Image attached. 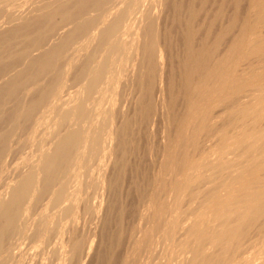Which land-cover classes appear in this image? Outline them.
<instances>
[{
  "label": "bare ground",
  "instance_id": "6f19581e",
  "mask_svg": "<svg viewBox=\"0 0 264 264\" xmlns=\"http://www.w3.org/2000/svg\"><path fill=\"white\" fill-rule=\"evenodd\" d=\"M206 1L190 8L184 24L183 105L169 108L173 136L162 134L161 163L170 172L159 171L162 179L149 187L137 184L139 223L119 264H264V0H248L242 17L241 0H233L234 12L220 23L218 4L197 24ZM22 2L6 17L0 2V121L6 113L9 123L0 129V167L13 149L8 138L32 140L49 119L55 132L35 159L17 162L15 179L0 176V264H86L131 148L134 116L124 104L134 102L139 126H155L169 112L159 20L172 1ZM17 42L22 48L14 49ZM144 216L152 227L142 226ZM82 217L91 222L87 232ZM121 238L118 231L116 246Z\"/></svg>",
  "mask_w": 264,
  "mask_h": 264
},
{
  "label": "rangeland",
  "instance_id": "374dc122",
  "mask_svg": "<svg viewBox=\"0 0 264 264\" xmlns=\"http://www.w3.org/2000/svg\"><path fill=\"white\" fill-rule=\"evenodd\" d=\"M3 1L4 5L3 9H2V14L3 17L5 16V9L6 8H11L13 7V9H22L25 6V2H22V0H15L12 4H10V1L5 2ZM0 1V2H1ZM47 1H51V0H47ZM172 2L167 4V7L164 6L162 8V13L160 15V20H159V27L161 30V41H165V43L167 42V44H163L165 45L166 49L169 51H167L168 54V59H167V64H169L168 66L166 65V71L165 74L167 73L166 77V98L167 100V104L168 106V110L169 112H166L165 109V116L164 118H166L165 120L162 121V119L159 120V124H155V126H153L151 123H141L139 126V121H140V117L138 114H135V105L134 102L132 101V103H129L130 106H128L127 104H124V109L123 111H127L129 108V111H131V115H132V121H133V116H134V122L133 125L130 129V138H131V144H129V150H128V154L127 157L125 158V162H124V169L122 170H118L117 176L119 177V187L118 190H116L115 192H111L110 195L108 196L109 199L107 198L104 204V209H103V216H102V220L99 221V224L97 225L96 231L98 234V238L96 237V240L101 239L100 241H97V246L96 250H95V254L91 256V258L87 261L86 264H119L120 260L123 258V256L125 255V253L129 250L130 244H129V239L131 234L129 235V233H131V230L133 227H137L138 226V220H139V215L141 213V208H142V204L139 201V186L140 189L141 187H143V185H148L147 187H149L150 183L152 181V179L154 178H161L162 179V174L159 173V171H164L163 173L167 174L170 172V169H168V171L162 166L161 163V156H162V147H163V142L162 140L164 139L162 136L163 133H165L164 135H168V133L173 136V124L170 123V118L168 117V113L171 112L170 109H172L173 111H179L178 108H181L183 105L182 102V98L180 97V76H178L180 74V70H181V60H182V56H183V46H184V24L186 22L188 12L190 10V8L192 7H200L202 2L206 1V0H171ZM200 1V2H199ZM212 1V2H211ZM216 1V2H215ZM221 1V2H220ZM228 3H227V2ZM180 2V3H179ZM174 3V4H173ZM190 3V4H189ZM196 6H195V4ZM223 5V9H224V13L225 15L218 20V22L220 23L221 20L222 21H227V19L232 15V13L234 12V6H233V0H207L206 1V10L200 12L201 14L198 16L197 18V24L202 23L204 20H210L209 16L212 17L213 12L215 11L216 8H218V4L219 5ZM1 3V5H3ZM192 4V5H191ZM229 4V6H228ZM216 5V7H215ZM226 5V6H224ZM177 10H176V8ZM190 6V7H189ZM208 6V7H207ZM248 6V0H241V7H240V14L241 17L245 15L246 13V9ZM210 7V8H209ZM226 9H225V8ZM230 7V8H229ZM171 8V9H170ZM184 8V9H183ZM189 8V9H188ZM228 8V9H227ZM164 9V10H163ZM214 9V10H212ZM231 9V10H229ZM174 10V11H173ZM176 10V11H175ZM209 10V11H208ZM167 11V12H166ZM180 11V12H179ZM227 11V12H226ZM233 11V12H232ZM166 12V13H165ZM169 12V13H168ZM177 12V13H176ZM205 12V14H204ZM211 12V13H209ZM164 13V14H163ZM209 13V14H208ZM166 14V15H165ZM170 15V16H169ZM186 18H185V17ZM184 17V18H183ZM163 18V20H162ZM180 18V19H178ZM226 20H225V19ZM203 19V20H202ZM181 20V21H180ZM202 20V21H201ZM199 21V23H198ZM216 25L217 27L219 26ZM165 24V25H164ZM176 24V25H174ZM167 25V26H166ZM165 26V27H164ZM169 26V28H168ZM181 27V28H180ZM176 28V29H175ZM168 29V30H167ZM178 29V30H177ZM172 30V31H171ZM170 31V32H169ZM213 32V33H212ZM211 32V37H215L214 32L216 33V30L214 29V31ZM167 33V34H165ZM181 34V35H180ZM23 34L21 33L20 37H18V40H20L21 42L24 40V37H22ZM231 37V36H230ZM228 36V39L230 38ZM171 38V39H170ZM173 38V39H172ZM170 40V41H169ZM172 40V41H171ZM176 40V41H175ZM180 40V41H179ZM183 40V41H182ZM163 43V42H162ZM173 43V44H172ZM183 44V45H182ZM180 46V47H179ZM169 47V48H168ZM22 48V45L20 43L17 42V44L14 46V49H19ZM181 48V49H180ZM179 49V50H178ZM38 53V51H36ZM181 52V53H180ZM36 53V54H37ZM181 58V59H180ZM171 60V61H170ZM173 61V62H172ZM175 61V62H174ZM177 61V62H176ZM174 63V64H173ZM174 66V67H173ZM173 67V68H172ZM180 67V68H179ZM169 68H171L169 70ZM8 69L10 70L9 67H6L5 71H8ZM174 69V70H173ZM169 70V71H168ZM138 72V70H136ZM143 71V70H141ZM139 70V74L143 75ZM132 72V71H131ZM169 72V73H168ZM173 72V73H172ZM171 74V75H170ZM170 75V76H169ZM173 75V76H172ZM169 76V77H168ZM175 76V77H174ZM179 77V78H178ZM173 79V80H172ZM171 81V82H170ZM174 81V82H173ZM175 85H174V84ZM169 85V86H168ZM172 86V87H171ZM178 86V87H177ZM169 87V88H168ZM176 87V89H175ZM175 90V92H174ZM119 91V90H118ZM121 91V90H120ZM173 92V93H172ZM179 97H178V96ZM175 97V99H174ZM178 97V98H177ZM173 102L174 103H170ZM155 103L157 104V102L155 101ZM154 103V107H156V110H153V115L154 117L157 116V113L160 112V107L159 105L157 106ZM173 106V108H171V106ZM1 107V106H0ZM5 108V106H4ZM170 108V109H169ZM156 113V114H155ZM167 113V114H166ZM6 114V113H5ZM5 114L2 115V121H0V129H2V127L4 126V128L7 127V125H9V123H7L6 125V118L8 116V114L5 116ZM5 116V117H4ZM138 117V118H137ZM136 118V119H135ZM153 118V117H152ZM158 118V117H157ZM139 119V120H137ZM168 119V120H167ZM50 120V119H49ZM47 120V124L46 121H43L39 127V131H37V137L35 136V138L33 137L32 140L31 138H29L28 134L23 135L21 138L19 137H11L8 138L10 141H12V145H13V149L10 148L6 155L4 156L5 159H3V164L0 167V176H4L8 177L9 180L15 179L17 175V173H19L20 169L18 165V163L21 162V159L24 158H28L27 161L36 158L37 154L39 152L40 149H42L45 144V138H47V136L52 133L55 132V128H54V123L53 121H49ZM50 123V124H49ZM52 123V124H51ZM138 123V124H137ZM163 123V124H162ZM135 124V125H134ZM149 124V125H148ZM3 125V126H2ZM52 125V127H51ZM164 125V126H163ZM47 126V127H46ZM49 126V127H48ZM136 126V127H135ZM142 126V127H141ZM145 126V127H144ZM166 127V128H163ZM171 127V129H169ZM151 128V129H150ZM159 128V129H158ZM45 130V131H44ZM51 130V131H50ZM44 132V134L41 133ZM53 131V132H52ZM165 131V132H163ZM52 132V133H51ZM151 132V133H150ZM132 133V134H131ZM42 134V135H39ZM145 134V135H144ZM46 135V136H45ZM42 136V137H41ZM137 136V137H136ZM28 139H27V138ZM39 138V139H38ZM147 138V139H146ZM16 141H15V140ZM34 139V140H33ZM144 139V140H143ZM44 140V141H43ZM35 141V142H34ZM138 141V142H136ZM42 142V143H41ZM158 142V143H157ZM23 144V145H21ZM41 144V145H40ZM11 145V147H12ZM18 145V147H17ZM33 148H32V146ZM137 145V146H136ZM25 146V147H24ZM35 146V147H34ZM42 146V147H41ZM148 147V148H147ZM16 148V150L14 151V149ZM48 148V146H45L43 149ZM142 148V149H141ZM134 149V151H133ZM149 150V151H148ZM153 150V151H152ZM13 151V152H11ZM18 151V152H17ZM21 151V152H20ZM28 151V152H27ZM17 152V154H16ZM32 152V153H30ZM130 152V153H129ZM161 152V153H160ZM11 155H10V154ZM134 153V154H133ZM140 153V154H139ZM142 153V154H141ZM151 153V154H150ZM14 154V155H13ZM20 158H19V156ZM27 155V156H26ZM36 155V156H35ZM10 156V157H9ZM34 156V157H33ZM152 156V157H151ZM30 157V158H29ZM158 157V159H157ZM12 158V159H10ZM128 158V159H127ZM8 160V161H7ZM12 160V161H11ZM16 160V161H15ZM20 160V161H19ZM127 161V163H126ZM130 161V162H129ZM18 162V163H17ZM7 164V165H6ZM17 164V165H16ZM126 165V166H125ZM129 165V166H128ZM161 165V166H159ZM16 168H15V167ZM138 166V167H137ZM154 166V167H153ZM18 167V168H17ZM127 168V169H126ZM160 168V169H159ZM164 170H163V169ZM3 169V170H2ZM129 170V171H128ZM3 171V172H2ZM138 171V172H137ZM15 172V173H13ZM96 173V172H95ZM121 173V174H120ZM133 173V174H132ZM159 174V175H158ZM10 175V176H9ZM13 175V176H12ZM15 175V176H14ZM158 175V177H157ZM14 177V178H13ZM123 177V178H120ZM141 180V181H140ZM139 181V182H137ZM145 181V182H144ZM13 182V181H12ZM130 182V183H129ZM132 182L136 183L135 186L133 187L132 185H134V183L132 184ZM144 182V183H142ZM160 182V181H159ZM140 185H139V184ZM142 183V184H141ZM146 183V184H145ZM123 184V185H122ZM126 184V185H125ZM137 184L139 186H137ZM121 185V187H120ZM127 186V187H126ZM124 190H123V189ZM131 189V190H130ZM121 190V191H120ZM139 191V192H137ZM131 192V193H130ZM118 193V195H117ZM169 197H167L168 199ZM115 199V200H114ZM170 200V199H168ZM119 201V202H118ZM172 201V200H170ZM186 200H180L181 203L184 204V206L179 203V205H181V208H186L189 204L187 202L186 205ZM109 204V205H107ZM120 204V205H119ZM139 204V205H138ZM110 206V207H108ZM119 207V208H118ZM122 207L123 212L119 213V209ZM110 209V210H109ZM136 209V210H135ZM119 213V214H118ZM106 216V217H105ZM85 219V220H84ZM147 219V216H146ZM145 216H144V221L146 220ZM150 219V218H148ZM147 219V220H148ZM135 220V221H134ZM163 220H165L164 222H166L167 220L163 218ZM81 227L82 229L85 230V232H87L88 228L90 227L89 225L91 224V222H89L88 217L84 218L82 217L81 219ZM142 222V226L145 227V224H147V227H152L151 225L153 224L152 219L146 221V222ZM103 222V223H102ZM109 222V223H108ZM162 221V224L164 223ZM145 223V224H144ZM150 223V224H149ZM152 223V224H151ZM167 223V224H166ZM164 223L166 226H164V224L162 225V230H166V227L168 225V221ZM86 225V227H85ZM154 225V224H153ZM88 226V227H87ZM93 226V225H92ZM121 226L122 230H119ZM107 228V229H106ZM131 228V230H130ZM105 229V230H104ZM113 231V232H112ZM118 231L122 232V238L120 241V245L118 244V246H116L117 244L115 243V237L118 234ZM162 231V232H163ZM99 232V233H98ZM164 233H162L163 236ZM100 235V236H99ZM105 235V236H104ZM110 235V236H109ZM129 236V237H128ZM155 236V235H154ZM155 238V237H154ZM157 240V238H155ZM162 241H164V239L162 238ZM111 243V244H110ZM104 245V246H103ZM164 246L163 249H166L167 247V243L164 242L162 244V247ZM166 246V247H165ZM100 247V248H99ZM127 248V249H126ZM124 249V250H123ZM118 250V251H117ZM122 250V251H121ZM164 251V250H163ZM102 254V255H101ZM121 257H120V256ZM104 258H103V257ZM116 256V257H115ZM119 256V257H117ZM117 258V259H116ZM121 258V259H119ZM56 261L51 262L54 264L59 263L57 259H54ZM108 260V261H107ZM111 260V261H110ZM115 261V262H114ZM57 262V263H56ZM114 262V263H113Z\"/></svg>",
  "mask_w": 264,
  "mask_h": 264
}]
</instances>
